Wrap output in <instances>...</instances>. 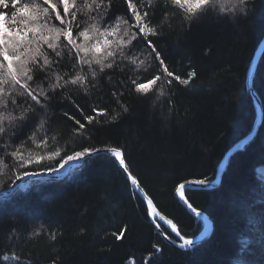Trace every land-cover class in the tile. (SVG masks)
<instances>
[{"label":"trees","instance_id":"obj_1","mask_svg":"<svg viewBox=\"0 0 264 264\" xmlns=\"http://www.w3.org/2000/svg\"><path fill=\"white\" fill-rule=\"evenodd\" d=\"M251 7L245 18L212 8L190 26L179 17L164 19L157 12L161 34L155 42L170 70L184 78L192 70L197 72L189 85L160 83L147 96L127 92L121 99L129 108L127 113L116 121L98 117L104 122H93L83 135L74 131L73 121L64 115L67 112L84 122L80 113L57 95L47 110L44 130L36 131L37 121L35 127L18 131L11 142L26 141L28 151L41 154L54 148L70 152L89 145L121 146L131 171L159 212L176 223L182 234L196 236L202 221L187 210L175 191L185 180L214 179L226 152L253 129L256 111L246 79L264 37V0H251ZM114 10L123 11L122 0H114ZM143 54L147 55L146 48ZM117 79L126 77L118 73L111 82L104 77L87 94L72 88V99L85 114L90 106L122 111L110 91ZM253 86L263 106L257 135L231 157L217 187L186 191L188 201L213 220L209 239L189 250L166 242L157 233L147 203L117 162L99 154L67 176L32 180L16 189L13 198L0 199V264H17L14 255H20V264L53 260L58 264H236L238 259L264 264V182L257 174L258 167L264 166V53ZM33 132L35 141L29 139ZM45 133L49 146L38 147ZM52 135H56L55 143ZM11 163L4 157V164ZM43 164L55 166L56 158ZM10 178L14 180L9 168L0 165L6 190L20 181L12 183ZM122 226L131 230L118 241L113 233ZM160 226L173 238L170 229ZM242 236L253 241L242 243ZM154 245L162 251L155 252Z\"/></svg>","mask_w":264,"mask_h":264},{"label":"snow or ice","instance_id":"obj_2","mask_svg":"<svg viewBox=\"0 0 264 264\" xmlns=\"http://www.w3.org/2000/svg\"><path fill=\"white\" fill-rule=\"evenodd\" d=\"M219 2L122 0L123 11L120 12L114 10V0H0V152L12 162L10 166L6 165L4 157H0V165L12 172L14 180L10 178L11 182L27 176L58 173L73 162H87L94 156L107 153L118 162L131 184L144 192L140 180L129 167L126 150L121 146L89 145L70 152L54 148L41 154L28 151L25 148L26 141L14 144L11 140L26 126L35 127L37 121L39 128L36 131L44 130L47 110L57 95L68 100L80 113L84 122L76 116H69L67 112L64 115L73 121L74 131L83 135L93 122H104L98 117L110 116L111 121H116L123 113H127L129 108L121 103L127 92L134 91L147 96L159 88L160 83L171 86L176 81L180 85H189L197 72L192 70L184 78L170 70L164 53L155 42L161 34L158 31L161 25L155 21V16L159 12L164 19L179 17L190 26L195 19L207 15ZM221 10L237 18H245L252 11L251 0H227V6L221 4ZM145 48L147 55L143 54ZM137 51L140 55L136 54ZM153 62L156 66L154 70ZM118 73L124 74L126 80L117 79L110 91L122 111L90 106V113L85 114L80 104L72 99L74 93L70 89L87 94L95 91L104 77L111 82ZM148 73L151 74L146 75ZM160 95H164L162 89ZM113 111L115 115L111 114ZM35 136L33 132L29 139L35 141ZM56 139V135L51 136L53 143ZM48 146L49 137L45 133L38 147ZM54 158L55 166L43 164ZM33 167L39 170H32ZM210 183L214 181L204 177L185 180L176 188L196 217H201L202 213L188 201L186 185L208 186ZM15 191L4 189L3 181H0V199L13 198ZM144 195L147 196V193L144 192ZM147 208L153 218L165 220L151 198L147 199ZM166 223L181 242V248L193 246L194 240L182 234L176 223L171 219H167ZM156 228L160 230V225L156 224ZM130 230L129 226H122L113 235L116 240L122 241ZM161 234L165 239L176 242L171 235ZM51 238L55 240L56 235L53 233ZM153 248L157 253L162 251L158 245ZM12 258L20 264V255ZM4 259L10 257L5 256ZM51 264H58V261L53 260Z\"/></svg>","mask_w":264,"mask_h":264},{"label":"water","instance_id":"obj_3","mask_svg":"<svg viewBox=\"0 0 264 264\" xmlns=\"http://www.w3.org/2000/svg\"><path fill=\"white\" fill-rule=\"evenodd\" d=\"M264 53V37L261 40V42L259 43L257 49L255 50V53L252 57V60L249 64L248 70H247V79H246V87H247V91L249 93V95L251 96L255 111H256V117H255V121H254V125H253V129L251 130V132L245 136L243 139L239 140L237 143H235L224 155V157L221 159L218 167H217V171H216V175L215 178L212 180L214 181V183H210L208 186H200V185H186V191L190 190V189H198V188H212V187H217L222 179L223 173L225 172L229 161L231 159V157L239 150L243 149L246 145H248L257 135L259 127L263 121V106L261 103V100L257 94V92L255 91L254 87H253V79L255 76V72L257 69V66L260 62V59L262 57ZM101 154H107V153H101ZM84 161H76L71 163L70 165L66 166L61 172L58 173H43L40 176H27V177H23L16 185H14L13 187L7 189L9 191H11L12 189H18L23 187L26 183H29L32 180L35 179H55V178H61L63 176H67L69 173H71L74 169H76L77 167L81 166L83 164ZM118 164V162H117ZM119 165V164H118ZM119 167L121 168V166L119 165ZM122 169V168H121ZM130 181V180H129ZM131 183V181H130ZM132 185V184H131ZM132 187L139 192V194L143 197V199L145 200V202L147 203V199L150 198L148 195L145 196L144 192H141L140 189H137L135 186L132 185ZM186 195V192H185ZM0 196H2V192H0ZM175 196L179 199V201L187 208L186 204L184 203V201L181 199V197L179 196V193L177 191H175ZM187 197V196H186ZM158 210V209H157ZM187 210L197 219L201 220L204 222L205 226L203 227V230L197 234L194 237H190L194 240V244L193 246H189L187 248H181L180 247V241L176 238L175 233H173L171 231V226L168 225L166 223V220L169 219L167 218L165 215H163L161 213L162 216L165 217V220H160L159 218H153L151 213V219L154 221L155 225L156 224H163L165 227H167L168 229H170V231L172 232L173 235V240L176 241L175 243H173L172 241H169L167 239H165L164 235H162L161 233L162 228L160 226V230H158L157 228V233L160 234L163 239H165L169 244L180 248V249H184V250H189L194 248L195 246H197L198 244L206 241L207 239H209V237L211 236L213 229H214V224H213V220L209 217V215L207 213H205L204 211L200 210L202 213L201 217H196L195 214H193L188 208ZM159 211V210H158ZM150 212V210H149ZM174 223V222H173Z\"/></svg>","mask_w":264,"mask_h":264},{"label":"rangeland","instance_id":"obj_4","mask_svg":"<svg viewBox=\"0 0 264 264\" xmlns=\"http://www.w3.org/2000/svg\"><path fill=\"white\" fill-rule=\"evenodd\" d=\"M221 4H223V5H225V6H227V0H220V2L219 3H217V4H215L214 6H213V10L214 11H216L217 13H221V12H224L223 10H221ZM254 87V86H253ZM247 88V87H246ZM255 89V88H254ZM256 91V90H255ZM260 128V127H259ZM230 162V161H229ZM228 167V166H227ZM227 169V168H226ZM63 169H61L59 172H61ZM71 174V173H70ZM224 174V173H223ZM257 174H258V177L260 178V180H262L263 182H264V166H259L258 167V169H257ZM223 177V176H222ZM213 180V179H212ZM212 180H210V181H212ZM28 183H26L25 185H24V187L27 185ZM213 188V187H212ZM198 189H201V188H198ZM205 189H208V188H205ZM202 224H203V227L205 226V224H204V222L202 221ZM202 230H203V228H202ZM201 230V231H202ZM174 239V238H173ZM165 240V239H164ZM166 241V240H165ZM251 241H253L252 240V238L250 237V238H248V237H244V236H242V238H241V242L242 243H245V244H247V243H249V242H251ZM167 242V241H166ZM236 264H246V263H244V261L243 260H241V259H238L237 261H236Z\"/></svg>","mask_w":264,"mask_h":264},{"label":"bare ground","instance_id":"obj_5","mask_svg":"<svg viewBox=\"0 0 264 264\" xmlns=\"http://www.w3.org/2000/svg\"><path fill=\"white\" fill-rule=\"evenodd\" d=\"M70 174V173H69ZM64 177V176H63ZM149 214H150V212H149Z\"/></svg>","mask_w":264,"mask_h":264}]
</instances>
